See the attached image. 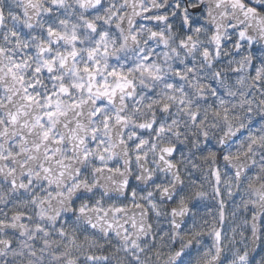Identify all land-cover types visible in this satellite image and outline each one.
I'll use <instances>...</instances> for the list:
<instances>
[{
  "label": "clouds",
  "instance_id": "obj_1",
  "mask_svg": "<svg viewBox=\"0 0 264 264\" xmlns=\"http://www.w3.org/2000/svg\"><path fill=\"white\" fill-rule=\"evenodd\" d=\"M0 264H264V0H0Z\"/></svg>",
  "mask_w": 264,
  "mask_h": 264
}]
</instances>
